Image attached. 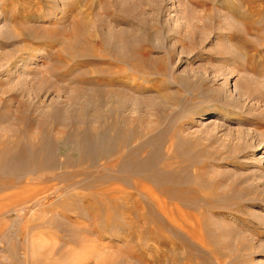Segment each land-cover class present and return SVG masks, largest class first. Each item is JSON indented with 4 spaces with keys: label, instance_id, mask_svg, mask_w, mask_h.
I'll return each mask as SVG.
<instances>
[{
    "label": "rangeland",
    "instance_id": "374dc122",
    "mask_svg": "<svg viewBox=\"0 0 264 264\" xmlns=\"http://www.w3.org/2000/svg\"><path fill=\"white\" fill-rule=\"evenodd\" d=\"M263 91L264 0H0V264H264Z\"/></svg>",
    "mask_w": 264,
    "mask_h": 264
},
{
    "label": "bare ground",
    "instance_id": "6f19581e",
    "mask_svg": "<svg viewBox=\"0 0 264 264\" xmlns=\"http://www.w3.org/2000/svg\"><path fill=\"white\" fill-rule=\"evenodd\" d=\"M28 4V3H27ZM150 4V3H149ZM142 5V3H141ZM147 5V4H146ZM35 10V9H34ZM144 10V9H143ZM256 81V80H255ZM247 85L252 88L253 90H258L260 91V89L262 87H260L259 84H257L256 82L252 80L247 82ZM262 86V85H261ZM262 91V89H261ZM256 92V91H255ZM264 92V91H263ZM257 93V92H256ZM262 95V92H260ZM264 96V95H262ZM264 123V122H263ZM152 193V192H151ZM176 213H173V209L169 208V210H166V217L168 219V221L173 224L174 226H178L179 228L183 229V230H188L190 233H193V229L192 227H194V224L196 225V227L200 228V222H199V218L197 215L187 212L184 209H181L179 206H176ZM196 232V231H195ZM193 238H195L197 241H200V244L202 245H207L208 243L206 242L205 237L202 235H197L196 233L194 235H192Z\"/></svg>",
    "mask_w": 264,
    "mask_h": 264
}]
</instances>
